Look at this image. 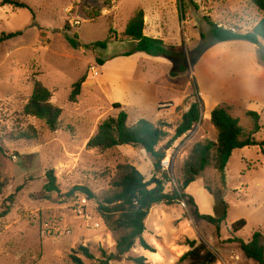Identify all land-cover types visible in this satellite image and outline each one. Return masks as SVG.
I'll return each mask as SVG.
<instances>
[{
	"label": "rangeland",
	"instance_id": "rangeland-1",
	"mask_svg": "<svg viewBox=\"0 0 264 264\" xmlns=\"http://www.w3.org/2000/svg\"><path fill=\"white\" fill-rule=\"evenodd\" d=\"M18 1L28 8L0 7V35L22 33L0 46V141L5 150V155L0 154V177L6 182L0 210L14 196L9 213L0 219V264H73L70 257L79 246L94 257L92 262L77 255L83 264H135L133 259L139 257L145 258V264H189L181 257L189 251L190 241L212 251L215 264H256L229 240L248 242L259 232L264 248V155L260 146L234 150L223 179L212 168L206 169L185 190L194 207L184 198L169 206H153L142 234L151 252L136 244L129 253L116 256V241L123 232L110 230L98 211V204L112 193L110 184L118 180L120 165L133 166L146 181L155 175L163 180L167 194L177 190L181 166L193 145L216 141V131L207 119L214 104L228 108L246 132L253 124L247 114L256 113L260 130L254 138L264 141V63L260 59L264 47L260 51L257 46L250 50L252 45L247 42L217 43L196 58V51L212 42L204 18L247 32L258 20L250 3ZM139 9L147 16L144 36L162 40L176 55L172 60L141 53L124 56L133 51L135 43L123 32ZM152 20L159 26L150 33ZM75 35L77 48L68 43ZM108 37L105 50L90 47ZM180 65L185 70L170 76ZM81 77L80 95L71 103V86ZM35 81L51 93V104L61 110L55 133L42 121L23 114ZM197 98L203 105L200 123L168 147L181 115ZM120 111L127 115L128 126L139 120L170 126L165 129L168 137L156 147L164 157H171L168 172L159 169L155 173L154 159L141 148H86L98 126ZM33 131L35 137L30 141L9 137ZM50 170L58 192L43 199L45 175ZM74 187L87 188L94 198L80 192L67 195ZM195 212L222 219L218 230L198 219ZM239 221L244 227L234 233L233 226Z\"/></svg>",
	"mask_w": 264,
	"mask_h": 264
},
{
	"label": "trees",
	"instance_id": "trees-1",
	"mask_svg": "<svg viewBox=\"0 0 264 264\" xmlns=\"http://www.w3.org/2000/svg\"><path fill=\"white\" fill-rule=\"evenodd\" d=\"M250 5L258 12L262 13L261 20L253 27L251 32L238 33L225 29L213 23L208 17L204 21L209 26L211 35V43L201 47L196 51L198 59L213 44L226 43L232 41H243L256 46L264 42V0H249ZM11 6L14 9H27V5L18 0H1L0 7ZM144 31V13L139 9L135 15L126 24L123 35L128 40L135 43L131 53H125L124 56H130L132 53H141L150 57H163L172 60L176 57L164 42L160 39L146 37ZM112 30H109L111 33ZM21 32L2 33L0 35V46L8 40L21 36ZM71 47L77 48V37L68 39ZM109 43V37L101 42L91 44L90 47L105 50ZM261 61L264 63V51L260 55ZM99 66L103 65L101 60H96ZM195 62H193L194 64ZM183 65L170 72V76H176L177 72L184 71ZM84 77L72 84L68 97L69 102L75 103L80 95L81 85ZM194 90L197 94V87L194 84ZM198 95V94H197ZM51 93L40 83L35 81L32 87L31 95L27 104L23 108V114L42 121L49 132L55 133L59 130V118L61 110L53 106L50 102ZM115 109H120L119 104H114ZM202 102L199 98L189 104L185 113L181 115L180 121L175 126L173 135L167 141L169 147L176 140L192 131L200 122L202 112ZM252 118L251 130L246 132L238 124V120L234 119L228 113V108L224 105L216 106L209 115V122L216 131V141H206L204 143H196L191 148L187 159L181 166L180 175L181 182L178 189L171 194L164 192L163 181L153 175L150 180L146 181L144 176L133 166L120 165L117 166L119 172L118 180L112 182L110 187L112 193L105 197L98 204V211L104 222L113 232H123L116 241V256L121 257L129 253L136 244L144 251L151 252V248L142 238L145 231V220L153 206L164 204L172 205L183 198L187 200L192 207L193 201L185 194V190L198 179L202 173L212 168L223 179V172L228 160L234 150L247 147L260 146L264 155V141L257 142L254 136L259 132V117L256 113H248ZM170 126L165 123L153 125L145 120H139L134 125H127V115L124 111H120L115 118H108L103 121L97 128L96 133L88 140L87 149L109 150L121 146H129L132 148H141L147 155L155 161L154 172L158 173L160 167L159 162L164 157L161 150L156 147L168 137L165 129ZM10 139L16 141H30L34 139L35 132L18 133L9 136ZM0 154L5 155V150L0 141ZM46 184L43 188L42 197L48 199L49 195L58 192L56 179L52 170L46 172ZM6 187V182L0 177V196ZM19 191V189H18ZM74 192H80L89 199H93V194L85 187H74L67 195ZM14 196L7 198L6 203L0 210V219H3L8 213ZM194 215L208 224L217 227L222 219H215L207 215H200L197 212ZM244 227V222L239 221L233 226V232H238ZM261 235L255 232L248 242H243L237 238H231L230 243H236L243 256L256 264H264V248L260 245ZM189 251L182 257L181 261H187L189 264H215L216 256L202 245L196 246L194 241L187 242ZM74 254L70 257L73 264H83L82 260L77 256L80 255L86 260L94 261V257L87 248L79 246ZM111 259V258H109ZM135 264H145V258L139 257L133 259ZM96 264V263H91ZM99 264H105L101 261Z\"/></svg>",
	"mask_w": 264,
	"mask_h": 264
},
{
	"label": "crops",
	"instance_id": "crops-1",
	"mask_svg": "<svg viewBox=\"0 0 264 264\" xmlns=\"http://www.w3.org/2000/svg\"><path fill=\"white\" fill-rule=\"evenodd\" d=\"M248 2H249V0H247ZM232 4V3H231ZM252 7V6H251ZM233 8V7H232ZM255 11V13H256V10H254ZM144 13V12H143ZM257 15H258V20L256 21V23H254L249 29H248V31L247 32H251L252 31V29H253V27L261 20V18H262V16H263V14L262 13H260V12H258L257 11V13H256ZM145 22L146 23H148L147 22V16H146V14L144 13V31H145ZM158 23V21L157 20H152V22L150 21L149 22V24H151V26H153L154 28H150L149 27V30H150V33H153L154 31H156L157 29V27L159 26V24H157ZM219 26V25H218ZM147 27V26H146ZM223 28H225V29H229V30H234V32H238V33H247L246 31H241V30H237V29H234V28H232V27H229V28H227V27H223ZM144 31H143V34H144ZM158 34V33H157ZM145 35V34H144ZM240 42H243V41H240ZM263 47H264V42H261L260 43ZM253 46L254 45H252V47L250 48V50H253ZM214 47V46H213ZM209 52V51H208ZM208 55V53H205L201 58L202 59H200V63L206 58V56ZM254 55V54H253ZM217 106V104H214V106L212 107V109H211V111L215 108ZM210 111V112H211ZM209 115H210V113H209ZM209 115H208V117H207V119H208V121H209ZM200 123V122H199ZM198 123V124H199Z\"/></svg>",
	"mask_w": 264,
	"mask_h": 264
},
{
	"label": "built area",
	"instance_id": "built-area-1",
	"mask_svg": "<svg viewBox=\"0 0 264 264\" xmlns=\"http://www.w3.org/2000/svg\"><path fill=\"white\" fill-rule=\"evenodd\" d=\"M231 31L234 32L233 29ZM159 167H160L161 172H168L171 169V167H172L171 157L170 156L168 158L167 157H163L160 160V162H159Z\"/></svg>",
	"mask_w": 264,
	"mask_h": 264
},
{
	"label": "water",
	"instance_id": "water-1",
	"mask_svg": "<svg viewBox=\"0 0 264 264\" xmlns=\"http://www.w3.org/2000/svg\"><path fill=\"white\" fill-rule=\"evenodd\" d=\"M256 46H257L258 50L263 51V47L261 44H257Z\"/></svg>",
	"mask_w": 264,
	"mask_h": 264
}]
</instances>
